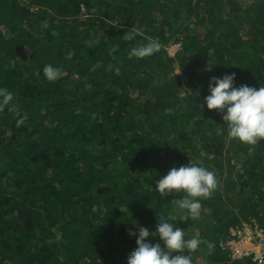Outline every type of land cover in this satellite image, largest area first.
I'll return each instance as SVG.
<instances>
[{
    "label": "trees",
    "instance_id": "16d2710c",
    "mask_svg": "<svg viewBox=\"0 0 264 264\" xmlns=\"http://www.w3.org/2000/svg\"><path fill=\"white\" fill-rule=\"evenodd\" d=\"M152 39L160 52L128 58ZM225 73L264 84V0H0V87L13 93L0 110V264H127L128 230H155L161 213L200 239L183 253L192 264H264L227 245L233 229H264V140L229 138L201 108ZM189 160L218 181L196 220L175 206L183 192L154 189Z\"/></svg>",
    "mask_w": 264,
    "mask_h": 264
},
{
    "label": "clouds",
    "instance_id": "9594fccd",
    "mask_svg": "<svg viewBox=\"0 0 264 264\" xmlns=\"http://www.w3.org/2000/svg\"><path fill=\"white\" fill-rule=\"evenodd\" d=\"M135 35L128 30L124 38L134 40ZM172 45L179 46L178 50L181 48V43ZM162 47L158 39H152L131 47L128 58L150 57L160 52ZM212 66L207 65L206 70H211ZM43 72L49 81L60 79L63 75L62 70L53 64L46 65ZM116 74L119 75V69ZM207 91L200 106L203 109L206 105L208 110H217L221 114L229 138L251 145L264 140V84L260 83L258 88L237 84L235 73H225L209 77ZM12 100L13 93L0 87V110ZM25 119L20 118L17 126L22 125ZM153 180L154 189L161 197L183 192L185 195L175 201V206L193 220L201 215V198H210L218 186L214 171L192 160L185 165L170 168L167 174H159ZM156 220L155 230L141 226L136 221L132 223L134 230L129 229L128 234L135 237L136 247L128 254L127 264H192L191 256L183 253L196 251L201 244L200 239H185L183 229L175 225L170 215L161 213L157 217L156 214ZM150 237H158L159 241L154 242Z\"/></svg>",
    "mask_w": 264,
    "mask_h": 264
},
{
    "label": "rangeland",
    "instance_id": "374dc122",
    "mask_svg": "<svg viewBox=\"0 0 264 264\" xmlns=\"http://www.w3.org/2000/svg\"><path fill=\"white\" fill-rule=\"evenodd\" d=\"M179 46L171 45L168 50L172 55L178 51ZM233 235L238 237L229 240L228 244L233 253L239 257L242 255L254 253L255 257L262 259L264 255V229L257 228V225L252 226L245 224L239 230L233 229Z\"/></svg>",
    "mask_w": 264,
    "mask_h": 264
},
{
    "label": "built area",
    "instance_id": "2783aa9c",
    "mask_svg": "<svg viewBox=\"0 0 264 264\" xmlns=\"http://www.w3.org/2000/svg\"><path fill=\"white\" fill-rule=\"evenodd\" d=\"M261 260V259H260Z\"/></svg>",
    "mask_w": 264,
    "mask_h": 264
}]
</instances>
